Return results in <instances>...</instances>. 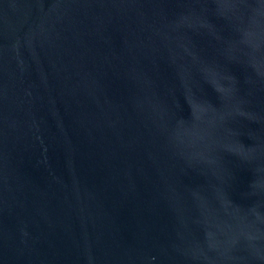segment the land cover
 Returning <instances> with one entry per match:
<instances>
[{
    "label": "water",
    "instance_id": "water-1",
    "mask_svg": "<svg viewBox=\"0 0 264 264\" xmlns=\"http://www.w3.org/2000/svg\"><path fill=\"white\" fill-rule=\"evenodd\" d=\"M0 264H264V0H0Z\"/></svg>",
    "mask_w": 264,
    "mask_h": 264
}]
</instances>
